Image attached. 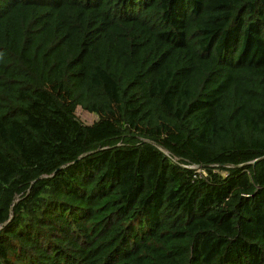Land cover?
<instances>
[{
  "label": "trees",
  "instance_id": "trees-1",
  "mask_svg": "<svg viewBox=\"0 0 264 264\" xmlns=\"http://www.w3.org/2000/svg\"><path fill=\"white\" fill-rule=\"evenodd\" d=\"M86 2L0 0V264H264V0Z\"/></svg>",
  "mask_w": 264,
  "mask_h": 264
},
{
  "label": "rangeland",
  "instance_id": "rangeland-1",
  "mask_svg": "<svg viewBox=\"0 0 264 264\" xmlns=\"http://www.w3.org/2000/svg\"><path fill=\"white\" fill-rule=\"evenodd\" d=\"M77 115L79 117L85 118L83 121H84V123H87V124H91L95 120V117L90 116V115H82L80 111L77 112Z\"/></svg>",
  "mask_w": 264,
  "mask_h": 264
},
{
  "label": "clouds",
  "instance_id": "clouds-1",
  "mask_svg": "<svg viewBox=\"0 0 264 264\" xmlns=\"http://www.w3.org/2000/svg\"><path fill=\"white\" fill-rule=\"evenodd\" d=\"M79 3L85 5L87 2H86V0H79ZM165 154H166V153H165ZM194 167H196V166H194ZM196 168H197V167H196Z\"/></svg>",
  "mask_w": 264,
  "mask_h": 264
},
{
  "label": "built area",
  "instance_id": "built-area-1",
  "mask_svg": "<svg viewBox=\"0 0 264 264\" xmlns=\"http://www.w3.org/2000/svg\"><path fill=\"white\" fill-rule=\"evenodd\" d=\"M187 167H189V168H193V169H196V167H192V166H187Z\"/></svg>",
  "mask_w": 264,
  "mask_h": 264
},
{
  "label": "water",
  "instance_id": "water-1",
  "mask_svg": "<svg viewBox=\"0 0 264 264\" xmlns=\"http://www.w3.org/2000/svg\"><path fill=\"white\" fill-rule=\"evenodd\" d=\"M263 158H264V157H263ZM261 159H262V158H261ZM257 161H259V160L254 161L253 164L256 163Z\"/></svg>",
  "mask_w": 264,
  "mask_h": 264
}]
</instances>
